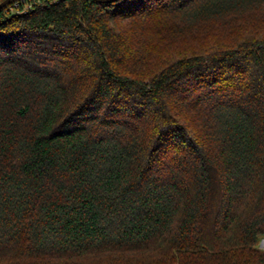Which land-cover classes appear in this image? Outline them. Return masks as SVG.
Segmentation results:
<instances>
[{
    "label": "trees",
    "instance_id": "obj_1",
    "mask_svg": "<svg viewBox=\"0 0 264 264\" xmlns=\"http://www.w3.org/2000/svg\"><path fill=\"white\" fill-rule=\"evenodd\" d=\"M251 12L264 0L0 11V264H264V31L172 45ZM147 28L168 55L142 76Z\"/></svg>",
    "mask_w": 264,
    "mask_h": 264
},
{
    "label": "rangeland",
    "instance_id": "obj_2",
    "mask_svg": "<svg viewBox=\"0 0 264 264\" xmlns=\"http://www.w3.org/2000/svg\"><path fill=\"white\" fill-rule=\"evenodd\" d=\"M263 15L264 14H262L261 12H251L249 16H245L244 18L238 17V16L233 17V16L226 15L222 17L221 19H216L210 22H205L203 24L196 25V27L194 28L190 27V29H186L185 33L181 34L182 36H180V39L177 41L178 45H175V42L174 44H172L173 48H175L173 49V51H176V49L178 48L185 47L183 48L185 50L183 53L184 55H188L192 52L201 53V52L211 51V49H214L217 47L232 45L236 41H242L245 38L257 37L259 33L264 31V16ZM148 23H152V22H148ZM178 23H173L168 26L167 28V30L169 31V34L167 35L168 37L172 38L174 36V33L171 31L175 30L176 32L178 30L179 28ZM124 27H127V25ZM157 28L160 29L159 27ZM126 29L130 33H132L134 30L129 27ZM146 38L149 39L148 28L144 30L143 36L141 35L139 36V40L137 44L138 46L135 48V49H138V55L136 56L142 59L143 58L149 59L148 63L145 64L142 68V71L140 73L142 76L146 75L147 73L151 71H155L156 69H158L159 66L157 65L161 64V62L163 61V58H165L168 55V53L167 52L165 53V51L161 52L159 56L156 55V57H153L149 53H145L144 50L146 49L145 48L146 44L144 43V41L146 42L147 40ZM166 38L167 37L153 39V43L156 42L154 43V45H159ZM174 53L175 54L179 53V51L174 52ZM262 242L263 240H260L259 243L257 244V247L264 250V245L262 244Z\"/></svg>",
    "mask_w": 264,
    "mask_h": 264
},
{
    "label": "water",
    "instance_id": "obj_3",
    "mask_svg": "<svg viewBox=\"0 0 264 264\" xmlns=\"http://www.w3.org/2000/svg\"><path fill=\"white\" fill-rule=\"evenodd\" d=\"M11 1L13 0H4L3 2L0 3V11L6 7ZM100 1H103V2H111V1H115V0H100Z\"/></svg>",
    "mask_w": 264,
    "mask_h": 264
},
{
    "label": "built area",
    "instance_id": "obj_4",
    "mask_svg": "<svg viewBox=\"0 0 264 264\" xmlns=\"http://www.w3.org/2000/svg\"><path fill=\"white\" fill-rule=\"evenodd\" d=\"M33 1V0H32ZM51 1H56V0H51ZM31 6V3L29 2L27 5H25V8L24 9H27V8H29ZM261 240H263V242H262V244L264 245V238L263 239H261Z\"/></svg>",
    "mask_w": 264,
    "mask_h": 264
}]
</instances>
